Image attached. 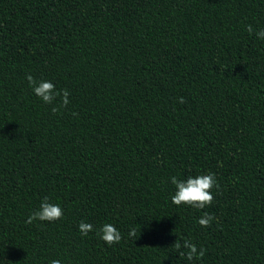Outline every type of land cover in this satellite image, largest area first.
Returning a JSON list of instances; mask_svg holds the SVG:
<instances>
[{
	"label": "trees",
	"instance_id": "16d2710c",
	"mask_svg": "<svg viewBox=\"0 0 264 264\" xmlns=\"http://www.w3.org/2000/svg\"><path fill=\"white\" fill-rule=\"evenodd\" d=\"M260 29L264 0H0V264H264ZM203 174L210 206L172 203ZM46 196L63 218L26 223Z\"/></svg>",
	"mask_w": 264,
	"mask_h": 264
},
{
	"label": "clouds",
	"instance_id": "9594fccd",
	"mask_svg": "<svg viewBox=\"0 0 264 264\" xmlns=\"http://www.w3.org/2000/svg\"><path fill=\"white\" fill-rule=\"evenodd\" d=\"M246 31L251 35L254 32L252 25L246 26ZM256 36L264 40V29H260L255 32ZM29 87L32 88L33 93L40 98L45 104L55 106L51 111L53 114L58 113L62 108H67L70 103L69 91L67 89L57 90L55 85L50 81H37L31 74L26 75ZM58 102V103H57ZM179 103H185L183 97L179 98ZM171 183L175 185L176 191L172 195V203L180 205H189L198 209H203L206 206H210L213 203L214 196L212 189L219 188V184L214 174H203L196 177H188L186 180H179L176 176L170 178ZM63 209L59 204H53L49 202V198L46 196L40 203L37 210L33 211L28 217L26 223L31 224L33 221H47L55 222L63 218ZM215 218L205 212L204 215L198 219V224L201 227H211V222ZM78 229L82 236H87L90 232L96 231L97 235L105 242L106 245L112 246L118 244L123 239L122 233L112 224L105 223L98 230L94 228L91 223L81 221L78 225ZM130 236L136 235L135 229H130ZM188 251L187 253H181V256L186 255L188 260L194 258L201 259L205 255V249L200 248L199 252L197 247L190 241L185 240L183 245ZM177 248H180L179 243L176 244ZM50 264H61V261L54 259Z\"/></svg>",
	"mask_w": 264,
	"mask_h": 264
}]
</instances>
